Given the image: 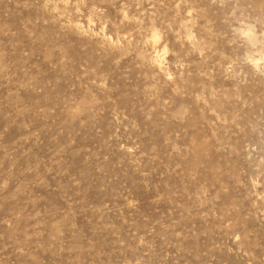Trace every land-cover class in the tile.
<instances>
[{"label":"rangeland","instance_id":"rangeland-1","mask_svg":"<svg viewBox=\"0 0 264 264\" xmlns=\"http://www.w3.org/2000/svg\"><path fill=\"white\" fill-rule=\"evenodd\" d=\"M0 264H264V0H0Z\"/></svg>","mask_w":264,"mask_h":264}]
</instances>
